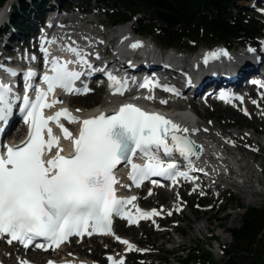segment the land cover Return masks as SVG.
<instances>
[{"label": "snow or ice", "instance_id": "snow-or-ice-1", "mask_svg": "<svg viewBox=\"0 0 264 264\" xmlns=\"http://www.w3.org/2000/svg\"><path fill=\"white\" fill-rule=\"evenodd\" d=\"M131 46L135 48L142 44L136 42ZM64 50L73 54L75 59H48L51 54L42 47L45 65L51 74L43 76L46 90L36 88L34 100L27 94L32 88L27 81L36 75L35 72L29 70L25 74L22 98L13 94L10 85L0 82V131L13 116L15 102L21 99L23 104L19 111L24 114L23 120L28 125L27 137L21 144L4 145V150H0V238H7L8 244L16 241L27 248L38 238H43L48 242L47 247L45 244L35 246L47 251L49 247L59 248L73 236L112 234L113 215L126 217L129 223L159 215L155 209L145 212L137 208L138 217L125 211V205L132 204L136 197L117 196V167L130 165L129 178L138 187L140 182L152 176L167 177L173 182L177 175L188 177L187 172L175 171V162L165 164L160 159L161 152L169 158L178 152L185 160L199 156L198 146L183 135L189 131L187 128L132 103L121 105L111 115L101 112L83 120L66 108L45 116L44 109L60 102L48 100L56 89L77 94L89 91L86 86L82 90L74 87L84 73L70 68V65L88 68L91 65L81 50L71 46ZM220 54L226 56L227 52ZM5 71L12 76L17 75L11 69ZM142 86L148 87V82ZM123 90V85L118 86L113 94L123 95ZM61 118L70 124H79L78 135H73L60 122ZM50 122L56 124L63 139L71 141V156L61 154V137L53 134ZM54 148L56 151L51 155ZM136 156L147 158L148 162L143 166L134 163ZM116 239L128 245L129 250L134 249L128 241L120 237ZM108 259L113 260L112 257ZM21 264L29 262L21 261ZM48 264L54 262L49 261ZM113 264H124V261H113Z\"/></svg>", "mask_w": 264, "mask_h": 264}, {"label": "rangeland", "instance_id": "rangeland-1", "mask_svg": "<svg viewBox=\"0 0 264 264\" xmlns=\"http://www.w3.org/2000/svg\"><path fill=\"white\" fill-rule=\"evenodd\" d=\"M19 1L20 0H15V3L17 4ZM90 1V3H87V0H79L72 4V7L76 8L79 6L82 11H80V13H77L76 15L84 17L82 24H90L93 21H96L95 23H98V21L103 22V27H101L106 29L110 36H113V31L118 26H120L117 25L115 27L114 25H112L113 12L109 11V9L105 6H101L99 7V12L95 14L93 9L98 8L96 7V5L99 4L98 0ZM9 3L11 4L12 0H7L6 2H4V4L0 5V13L3 8H8V6L10 5ZM238 5L241 9V14L243 16L252 18L262 30V35H260V37L253 43L259 41L262 42V40L264 39V0H242L238 3ZM84 10L86 11L85 14ZM11 12L10 14H12ZM138 14H140L138 17L139 19L135 20V23H133L136 31L137 29H141L140 22L154 23L152 27L153 33H151L150 35L144 33V35L140 34L139 36L141 38L154 39L158 47H165L164 45H166V43L168 42L163 41L165 39L162 31L164 22L153 20L152 18L154 17L151 16L148 12ZM144 14L148 18H146ZM141 15L142 17H140ZM96 19H98V21ZM78 22L79 19L71 20L70 25L74 23L76 24ZM108 25L111 26L109 27ZM194 38L197 39L199 47L189 44V41L187 40L182 44L180 41H178V43L175 44L174 49L187 54L188 51L203 50L208 46H212L208 44V37L197 36ZM235 48L239 49L241 48V46L236 45ZM102 95H100L99 97H102ZM91 97L99 98L93 95L87 98H83V101L77 103V106H79L80 108V106H83V104L85 102H88L89 100L91 101V103L95 102L96 99H90ZM196 101L198 100L196 99ZM204 107L205 108H199V110L205 114V118L201 120L203 121L204 125L207 127L213 126L215 128V133H221L225 131L226 136L231 133L233 135V140L235 141L237 146L240 145L237 139L241 138V135H236L239 131L242 132L243 136H246V134H253L255 131L258 132V135L256 137V140L258 141H254L248 138V136H246V138L242 137V144H244V148L252 149L256 152L253 155L251 153H248L249 151L247 150L242 151V154H246L244 155V157H246L247 160L243 158V161H247V168L251 166V163L252 167H256L252 162V160L255 159L254 163L258 164L259 168L261 169V181L258 179L256 180L255 178H251L253 182L247 184L248 186L254 184L255 187H257L259 190V193H254L255 199L253 198V200H255L256 203L254 205L249 204V200L251 198H249V196L244 192V190L247 191V189L243 190L236 186L228 184L229 181H233V179L236 178L235 176L231 177L232 179H227V182L221 183V189L219 190L215 188V186L210 187V184L208 183L210 190H207L206 187H203V191L192 190L191 188L182 189L179 191H171L169 193L174 194V200L182 196L181 199H183V201L180 203L182 210H178L176 214H174L175 218L166 222V225L164 227L165 229H163L162 231H158L157 226L151 227L150 225H143L139 229L127 228L125 226H120L118 228L119 233L126 237H132L135 241L142 245L145 251L149 252V254L144 255V257H142L140 253L128 255L126 264H185L184 260L186 259L188 251L178 252L177 247L181 245L185 247L184 250H188L189 248L199 249V254H203L202 249H209L213 252L217 263L219 262V264H226L227 259L224 261V257L226 256L224 251H233L232 247L234 245V241H232V238L227 233V231L237 229L241 226L245 208H264V119L262 117H259L260 109H254L255 113H258L257 116L253 113L252 115H247L240 112L239 110L235 111L234 108H227L226 106L219 104L213 105L209 102H205ZM238 152L239 150L237 151V153ZM247 154L249 157L247 156ZM253 156L256 158H254ZM242 164L245 165V162H242ZM248 171L251 174L253 173V170L248 169ZM255 175L256 173L254 172L252 174V177ZM257 178L260 179L259 174ZM255 181H257L258 184L255 183ZM259 183L262 185L259 186ZM241 185L243 186L244 184ZM166 196L167 193L165 192L158 193L156 195H153L152 197L146 196V198L142 200V203L150 207L156 206L159 203L161 204L162 200H164L169 208L171 203H173L174 201L172 197H169V199ZM256 199L259 200V202ZM187 203L189 204L188 206H186ZM208 204L209 206L205 207V205ZM175 225H178V231L175 230ZM199 227H201V229H198ZM126 229L128 230V232H124V230ZM214 237L218 239V242L220 244H218L217 242H212L214 240ZM184 239L185 245L182 242H177ZM174 240L176 242L173 243ZM222 240L226 241H224L223 243ZM108 243H110L109 240H96L94 242H88L78 247L83 248V251H79V253L83 258L86 257L87 259L94 260L98 263L107 264L105 258L106 254L116 253L118 251L122 252L120 244L117 245L113 243L112 247L109 248L107 245ZM209 244H213V246L209 248ZM172 248L177 249L173 251ZM73 249L74 248H72V250ZM14 262L15 259L11 258L10 263Z\"/></svg>", "mask_w": 264, "mask_h": 264}, {"label": "bare ground", "instance_id": "bare-ground-1", "mask_svg": "<svg viewBox=\"0 0 264 264\" xmlns=\"http://www.w3.org/2000/svg\"><path fill=\"white\" fill-rule=\"evenodd\" d=\"M13 2L14 0H12V3ZM12 3L11 4L9 3L10 5L8 6L6 10H4V12L2 13L0 17L1 19L0 30L3 29L5 27V24L7 23L8 18L6 17L10 14V8H11ZM79 18L80 17H78V19ZM82 21L83 19H79L78 23L76 24L74 23L72 26H69L66 29L60 30V33H61L60 38L68 40V42L71 43V44H67L68 46H71L77 49L80 48L83 51V54L86 60L88 61V64H91L89 63V60L93 55L91 53V49H95L94 52H96L97 50H102L103 52L109 53V51L111 50L110 48L111 41L114 39L115 36L117 37V39H119L118 53L130 54L129 59L133 61L135 67L140 66V69L142 71L146 72V70L143 69L141 66L142 63H146L148 67H152L154 65H157L158 62L160 61V58L163 56V53L161 51L154 49V48H157V44L155 43L154 39L133 37V32H135V28H134L135 26L131 22L118 26L113 31V36H110L107 30L102 28L103 27L102 25L96 26V25H90L89 23L82 24ZM135 39H137V41H134ZM19 40H20L19 32L12 30L6 36L5 41H3L0 44L3 45L5 49H11L12 44ZM73 41H76L78 43L73 42ZM136 42H141L142 46L133 48L131 45L135 44ZM225 49H227L226 46H219L213 51L205 52L202 55L199 53L195 57L191 58V65L194 66V72L192 76H187V77L184 76V78L180 82H178L179 86L183 87V86L190 85L191 90H188L189 93L192 90H195L196 87L197 89H202L204 80L210 77L213 73H219L221 80L224 81V83H226L225 81L230 80V82L228 83V86L230 87H234V88L237 87L236 89H238L240 86H243V84H240V83H244V78L246 76V71L243 69V64L245 63H246L245 65H250L252 63L255 64L254 60L256 56L252 52V58H251L250 51L246 49H241V48L234 49L233 53H227L226 56L220 54L221 52H225ZM103 52L101 55H103ZM263 52H264V48L262 47L261 49V47L258 46L257 53L260 56L261 62L264 61ZM98 54L99 53L96 54L95 56L96 58ZM137 55H141V56L139 57ZM170 55H174V54L170 53ZM205 56L208 57V59L204 60ZM102 57H100L99 59L100 60L105 59ZM174 57L176 56L174 55ZM84 67H87V66H84ZM233 80H236V84L231 83V81ZM222 86L223 85H218L217 87H222ZM92 98L96 99L94 106H97L99 104L97 102H106L104 100V97H99V98L91 97L90 99ZM73 101H75L76 103H80L83 101V98L75 99ZM91 104H93V102L91 103V101L89 100L88 102H85L83 106H80V108L79 106H76L75 107L76 113L78 115L85 114L84 108L85 107L91 108ZM243 106L246 107V110H249L251 112H254V109L259 107V105L256 106L253 102L249 100L246 102V104L241 105L240 108H242ZM100 107L104 110L103 112H106L104 109L105 108L104 105H101ZM77 109H79L80 111H77ZM236 109L237 108H235V110ZM198 113H199L198 115L200 117V120H203L205 118L204 116L205 114L201 112L200 110H198ZM87 115L91 117L92 113H87ZM255 115L258 116V113H255ZM259 117H264L263 112H261V115H259ZM192 122L194 123V120L190 119L188 114H181L178 117L179 125L182 128H187L189 130L187 133H183V134L190 136L194 141H196V143L201 147L203 151L202 157L198 159L190 158L189 161L196 160L201 165L207 167L208 173H211L213 175V178H211V180H208L211 183L210 186H215V188H217L218 190L221 188L219 187V184L216 181L222 182L224 179L225 180L227 179V176H220V177L217 176L216 167L222 166L223 168L227 170L234 171L235 174L238 173L240 176L237 174V177L244 181V185L242 186L239 184H235V183H232L231 181H229L228 184H231L243 190L247 189V191L244 190V192L249 196V198H251L249 200V204L254 205L256 203V201L253 200V198L255 199L254 193L258 192V188L255 187L254 184L253 185L250 184L251 186H248L247 184L253 182L251 178H255L256 180L258 179L261 181V169L259 168L258 164L254 163L255 159L252 160V162H253V165H255L256 167L254 166L252 167V163H251V166H249L250 168L249 167L247 168V161H243V158L246 159V157H244V155L246 154H242V151L247 150L249 151L248 153H251L253 155L256 152L252 149L244 148V144H242V137L246 138V136H248V138L255 141L258 135V132L255 131L253 134H246V136H243L242 132L239 131L236 135H241V138L237 139L238 142L240 143V145L237 146L235 141L233 140V135L231 133H229L228 136H226L225 131L221 133H215V128L213 126L207 127L205 125H201L200 123H197V124L195 123L194 125ZM238 150L239 152L237 153ZM163 160H166L168 163L170 161H174L175 159L164 158ZM242 162H245V165H243ZM248 169L253 170V173L255 172L256 175L252 177L253 173L251 174L248 171ZM258 174L260 176V179L257 178ZM204 180H205L204 185H206L207 186L206 189L209 190V187L206 184L207 179L205 178ZM255 183H257V181H255ZM261 185L262 184H260L259 186ZM166 193H167L166 197L167 198L172 197L174 201L173 203H171L168 212H171L172 208L181 207V205L178 203L179 198L174 200V197H173L174 194H171L168 192ZM257 201L259 202V200ZM198 229H201V227H199ZM125 231L128 232L127 229L124 230V232ZM111 239L116 240L115 242L117 245L119 244V241L116 239V236H112ZM184 241L185 239L182 241H177V242L184 243ZM222 241L224 243V241L226 240H222ZM91 242H94V239ZM174 242L176 241L174 240L173 243ZM71 248H76L80 252L83 251V248H78L76 244L72 245ZM123 249L125 250L126 247H124ZM3 250L7 251V253L4 254ZM172 250H175V249L172 248ZM20 252L21 251L18 250V248L16 247L10 248V247H7L4 243L0 242V257H2L5 261L11 262V257L12 258L15 257V259H17L19 257ZM70 252H73V250L72 249L67 250L66 254H69ZM8 253H12L13 255L9 256ZM36 253L37 252L35 250H30L26 252V255L28 257H32L34 261H37ZM125 256L126 255L121 253V255L118 256V258L120 257L125 258ZM77 259H80V258L78 257ZM84 259L87 262V264H100L92 260H91L92 262H90L88 261L86 257ZM14 264H16V260Z\"/></svg>", "mask_w": 264, "mask_h": 264}, {"label": "trees", "instance_id": "trees-1", "mask_svg": "<svg viewBox=\"0 0 264 264\" xmlns=\"http://www.w3.org/2000/svg\"><path fill=\"white\" fill-rule=\"evenodd\" d=\"M7 0H0V5ZM51 0H32V6L43 11ZM76 0H56V3L65 7ZM242 0H98L104 5L121 7L125 12L117 11L112 14V23H126L132 21L138 13L148 12L153 8H161L175 14L183 25L178 28H163V35L168 47L178 41L187 40L197 44L194 37H208V44H225L233 46L242 42H250L262 34L259 25L252 18L243 16L238 3ZM249 1V0H248ZM90 2V0H87ZM28 5L24 1L14 8L13 23L19 29L25 28L24 18L29 17ZM147 14V13H146ZM141 31L145 34L153 33V25L140 23ZM234 241L233 251L226 250L228 257L226 264H264V208H246L241 226L228 230ZM194 250V249H193ZM191 252V251H190ZM188 254L185 263L189 264H216L211 251L199 249ZM239 254V256H238Z\"/></svg>", "mask_w": 264, "mask_h": 264}, {"label": "water", "instance_id": "water-1", "mask_svg": "<svg viewBox=\"0 0 264 264\" xmlns=\"http://www.w3.org/2000/svg\"><path fill=\"white\" fill-rule=\"evenodd\" d=\"M152 14L157 19L163 21L167 26L176 27V26H179V25L183 24V22L175 14H173V13L167 11V10L161 9V8H153L152 9ZM188 138L190 140H192L190 137H188ZM195 145H197V144L195 143ZM197 151L199 152V156L198 157H201L202 156V151H201L199 146L197 148ZM194 157H197V156H194Z\"/></svg>", "mask_w": 264, "mask_h": 264}]
</instances>
